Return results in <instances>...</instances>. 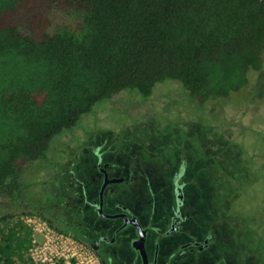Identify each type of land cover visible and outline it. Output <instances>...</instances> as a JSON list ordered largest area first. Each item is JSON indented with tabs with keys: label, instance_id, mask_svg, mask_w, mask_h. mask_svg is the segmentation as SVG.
<instances>
[{
	"label": "trees",
	"instance_id": "1",
	"mask_svg": "<svg viewBox=\"0 0 264 264\" xmlns=\"http://www.w3.org/2000/svg\"><path fill=\"white\" fill-rule=\"evenodd\" d=\"M263 46L264 0H0V197L98 106L167 82L228 97ZM20 223L0 216V264H31Z\"/></svg>",
	"mask_w": 264,
	"mask_h": 264
},
{
	"label": "flooded vegetation",
	"instance_id": "2",
	"mask_svg": "<svg viewBox=\"0 0 264 264\" xmlns=\"http://www.w3.org/2000/svg\"><path fill=\"white\" fill-rule=\"evenodd\" d=\"M93 112L23 166L17 193L0 197L7 214L41 218L101 264H259L257 247L228 236L230 215L247 203V171L225 170L238 183L225 187L216 204L211 183L199 180L196 136H147L139 144L101 127L100 117L92 122ZM210 161L203 156V165ZM243 250L250 258L237 256Z\"/></svg>",
	"mask_w": 264,
	"mask_h": 264
},
{
	"label": "rangeland",
	"instance_id": "3",
	"mask_svg": "<svg viewBox=\"0 0 264 264\" xmlns=\"http://www.w3.org/2000/svg\"><path fill=\"white\" fill-rule=\"evenodd\" d=\"M261 62V68L249 75L248 84L228 97L197 104L187 101V94L178 83L167 82L150 98L130 91L114 102L104 103L94 110L90 120L97 123L100 117L101 127L103 124L117 134L132 136L139 144L147 136H186L181 140L196 136L194 139L201 143L196 151L199 180L211 183V197L216 204L225 187L238 183L225 170L247 171V203L230 215L228 236L233 244L257 247L256 253L252 251L253 258L264 264V145L260 140L264 139V46ZM87 120L82 122L83 130ZM62 146L59 142L58 147ZM203 156L211 157L209 164L203 165ZM7 212L6 202L0 198V216ZM1 227H6V223ZM244 255L250 258L244 250L237 254Z\"/></svg>",
	"mask_w": 264,
	"mask_h": 264
},
{
	"label": "built area",
	"instance_id": "4",
	"mask_svg": "<svg viewBox=\"0 0 264 264\" xmlns=\"http://www.w3.org/2000/svg\"><path fill=\"white\" fill-rule=\"evenodd\" d=\"M20 221L29 232L26 253L31 264H101L81 242L55 230L41 218L23 215Z\"/></svg>",
	"mask_w": 264,
	"mask_h": 264
}]
</instances>
